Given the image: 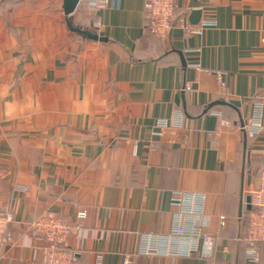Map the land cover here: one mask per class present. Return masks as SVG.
Segmentation results:
<instances>
[{"label":"crops","instance_id":"1","mask_svg":"<svg viewBox=\"0 0 264 264\" xmlns=\"http://www.w3.org/2000/svg\"><path fill=\"white\" fill-rule=\"evenodd\" d=\"M143 3L77 10L96 42L69 30L62 0H0V205L13 214L0 264H42L28 227L47 213L80 225L66 237L74 264H248L236 236L241 191L243 211L264 172V0H176L188 22L200 10L201 32L164 40L145 31ZM257 96L263 131L244 136ZM218 101L230 106L208 109ZM176 192L203 198L210 259L170 252L188 246L170 237Z\"/></svg>","mask_w":264,"mask_h":264},{"label":"built area","instance_id":"2","mask_svg":"<svg viewBox=\"0 0 264 264\" xmlns=\"http://www.w3.org/2000/svg\"><path fill=\"white\" fill-rule=\"evenodd\" d=\"M119 0H78L77 10H83L96 16L101 15L105 10L114 8ZM176 0H144L143 18L145 31L154 37L164 40L169 37L174 28L183 30L188 35H198L201 29L192 26L186 17L176 14ZM100 21L92 23L93 28L100 27ZM217 82L221 88L224 87L222 75L216 74ZM218 124L221 127L231 126L229 121L222 118L220 113H215ZM263 98H254L247 119L244 121L242 129L246 134L252 136L263 131ZM156 126L162 130L166 128L167 122L160 121ZM161 136V131L158 133ZM258 189L250 194V207L252 218L248 224L247 233L241 238L244 251V260L248 264H258L261 255L264 254V230L258 234H249V228L259 227L264 224V172L259 174ZM171 205L179 209L175 216L171 239L186 240L188 246L185 251H170L181 256H200L203 259H210L213 253L215 236L205 231L204 226L196 223V219L203 210V198L188 197L185 194L176 192L171 197ZM86 214L78 211L76 219L83 220ZM226 219L219 217V226L225 227ZM13 223V214L8 210H2L0 205V253L2 249L10 243L9 228ZM79 224L74 226L60 220L53 214L47 213L34 220L28 227L32 236L42 238L45 247L41 253L42 264H74L75 259L66 250V237L77 230ZM124 264H130L125 262Z\"/></svg>","mask_w":264,"mask_h":264},{"label":"water","instance_id":"3","mask_svg":"<svg viewBox=\"0 0 264 264\" xmlns=\"http://www.w3.org/2000/svg\"><path fill=\"white\" fill-rule=\"evenodd\" d=\"M77 4H78V0H62V10H63V14L66 17V25L69 28V30L77 35L82 36L84 39L89 40V41H96V42H106L107 39L103 38V37H99L98 35H96L93 32H90L88 30H81L78 28H75L72 26V21H71V17L75 14L76 12V8H77ZM192 9H195V7H192ZM201 12L200 10H192L191 14L189 16V22L192 25H196L199 22V18H200ZM182 66L185 67V63L182 61ZM230 106L229 104H226L225 102L222 101H218V102H214L212 104H210V106H208L209 108H212L214 106ZM207 111V110H205ZM244 126V122L240 121V128H242ZM244 136L245 133L242 130ZM242 201H243V192L241 191V195H240V203H239V209H238V216H241L242 213ZM244 202H245V209L246 210H250V197L246 196L244 198Z\"/></svg>","mask_w":264,"mask_h":264},{"label":"trees","instance_id":"4","mask_svg":"<svg viewBox=\"0 0 264 264\" xmlns=\"http://www.w3.org/2000/svg\"><path fill=\"white\" fill-rule=\"evenodd\" d=\"M71 21H72V26L73 27L78 28V29H81V30H88L90 32H93V30L89 26H85L83 24H74L72 18H71ZM146 32L149 34L148 31H146ZM77 36H79L80 38L84 39L80 35H77ZM246 146H247V140H246ZM244 163H245V168H246V163H249V161H248V159H247L246 156L244 157ZM250 211L251 210H246L245 208H243L241 219L239 220V223H237L238 224V227H239V231H238V234L236 236V240H237L236 242H238V245L242 249H243V244L241 242V238L244 235H246V233H247V228H248V215H249Z\"/></svg>","mask_w":264,"mask_h":264}]
</instances>
